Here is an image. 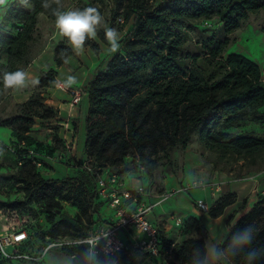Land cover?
Returning a JSON list of instances; mask_svg holds the SVG:
<instances>
[{"label":"trees","instance_id":"trees-1","mask_svg":"<svg viewBox=\"0 0 264 264\" xmlns=\"http://www.w3.org/2000/svg\"><path fill=\"white\" fill-rule=\"evenodd\" d=\"M112 2L114 22L121 17V25L130 22V27L122 36L119 52L103 70H97L83 91L89 108L81 171L89 188L82 182L77 186L83 190L80 195L73 190L61 195L68 181L47 180L39 175L34 163H38L35 153L40 144L29 133L36 119L49 122L58 115L57 109L44 103L41 92H33L16 114L0 119V127L12 132L11 146L18 163L23 160L10 179L24 193L22 200L0 201V208L14 211L33 202L41 203L50 223L43 232L44 238L86 235L106 222L103 218L91 221L99 208L107 207L106 201L97 195V175L106 169L118 175L128 173L127 158L135 159L146 175L152 176L157 156L172 149L184 151L194 133L202 147L218 160L239 159L254 165L264 154V135L229 132L250 120L259 121L264 127V116H260L264 109V67L242 55L225 53L231 44L230 36L250 15L264 10V0ZM30 3V9L9 7L3 16L0 25V56L6 57L3 70L26 69L31 60L29 45L37 16L45 9L41 0ZM85 7L93 6L88 3L80 8ZM212 20L219 24L216 32L201 27L202 22ZM3 22L9 24L11 32L2 31ZM63 53L71 55L66 38L54 48L53 61L57 67L65 64ZM55 73L51 68L43 74L38 89L54 87ZM1 92H4L2 85ZM60 141L64 150L61 138ZM85 163L90 171L83 168ZM235 200L232 193L222 194L209 206L206 215L211 219L220 217ZM72 201L85 216V227L81 225V216L70 218L61 213L54 220L62 209L61 202ZM243 209L228 221V234L217 247L218 256L223 253L225 261L219 259L215 264H248L247 254L252 251L256 252L255 264H264V195L258 194L252 205ZM246 228L250 230V241L237 243L234 237ZM203 231L201 218L191 217L186 232L189 237L178 249L163 238L167 246L173 245L170 264H205L204 241L195 236ZM80 251L77 248L67 253ZM15 261L0 256V264Z\"/></svg>","mask_w":264,"mask_h":264},{"label":"rangeland","instance_id":"rangeland-1","mask_svg":"<svg viewBox=\"0 0 264 264\" xmlns=\"http://www.w3.org/2000/svg\"><path fill=\"white\" fill-rule=\"evenodd\" d=\"M88 3H92L93 7L99 9L107 25L116 28L120 32L121 37L127 32L130 22L124 23V25L119 24L118 21L114 22L115 8L112 0H62L64 10L80 8ZM9 7L20 8L21 5L19 0H7V4L3 7V12H6ZM51 16V12L46 9L38 14L35 31L33 32L34 38L29 45L28 59H32L37 55L45 43L46 54L44 55V58L46 59L49 57V54L53 57L54 48L61 37L54 27L55 17L54 19H51ZM200 25L202 28L210 31L214 30L216 32L219 29L217 20L202 22ZM2 26V31L11 32L8 23L3 22ZM100 33L104 36L103 29H100L95 40H89L86 42L85 51L80 56L83 66L86 68L85 70L91 68L99 61H103L106 57V54H95L97 53L96 51L99 50V45L103 48H109L107 41L101 40ZM230 40L231 44L226 49V54L242 55L260 67H264V10L250 15L240 28L230 36ZM96 43H98V45ZM70 59L71 58H69V60ZM81 61H79V63ZM45 73L46 72L43 71H40L39 74L35 72L33 74V79L39 81L40 77ZM24 89L15 90V92L19 94L28 93L27 88L26 92L23 91ZM10 91L11 90L1 92L0 94V118H8L16 114L19 106L22 105L10 100V95L8 94ZM29 91L32 93L41 92L44 103L50 107H53L51 102H56V97L61 93L52 85L45 90H39L38 83L30 85ZM80 104V108L78 107L80 112L77 117V130L74 137L77 155L70 157V155L65 153L62 148V143L60 141L62 129L60 123L62 121L59 119L58 115L56 119L49 122L36 119L35 124L32 126L29 133L34 142L40 144V147H38L35 153V159L39 163V166H37L39 175L47 180H66L69 182L63 185L61 195L66 194L69 190H73L75 194L80 195V192L83 190L77 186L78 184H82V182H84L89 188L86 177L81 171V162L84 160V116L87 107L86 99L84 97ZM260 116H264V109L261 110ZM74 127L75 124L72 123V128ZM1 132L2 131H0V133ZM229 132L233 134L252 133L254 135L262 136L264 135V127L260 125L259 121L250 120L243 126L230 130ZM11 143L12 141L6 145H0V149L3 150L2 155H0V201L22 200L24 198V193L20 189L21 187L15 185L10 179L11 174H15L19 171L23 161L20 159L21 164L18 163L19 160L17 159V156H15ZM125 165L129 170V174L135 176L134 178L140 177L141 183L143 185H148V190L151 195L154 198H158L159 201L166 198L167 194L173 193L168 199L170 201L164 204L165 208H168L167 205L169 203H175V198L178 194H182L186 198L187 203L190 205V209L182 208L176 213H173L171 210L167 213H163V215H161L162 217H160L163 218L161 224L166 226L161 230L162 234L166 240L175 244L176 249H178L189 237L186 233L188 230L189 219L197 213H202L198 210L196 201L190 197V194H197L204 190L206 186L205 182L213 180L212 178L215 179L216 176V179L223 182L220 183V186L222 184L225 186L231 184L233 181H242L243 178L254 176L258 186L255 187L253 191V202L258 194L264 195V154L257 159V162L254 165L239 159L218 160L216 156L202 147L198 141V136L195 133L192 135L188 146L184 151L172 149L166 153L158 155L152 176L146 175L139 163L133 158H127L125 160ZM114 170L118 171L119 169ZM191 176L192 178L195 177V179L190 180ZM241 186H244V184ZM246 188L252 189V185H248ZM231 190L232 189H229V186L224 187V190L220 195L224 193H232ZM232 194L236 196L235 193ZM82 196L83 195L81 194V197ZM247 199L248 196L245 198V201H247ZM165 200L166 199H164V201ZM245 204L246 202L242 203L238 210L244 208ZM61 207L62 209L56 213L54 220L57 219L59 214L64 213L70 218L81 216V225L83 227L87 225L85 222V216L78 209L75 201L68 203L61 202ZM42 208L43 205L36 202L26 206V208L14 211L7 208H0V231L5 230L6 228H8L9 231L12 228L15 230L22 228L29 230L32 238L30 243H27L26 247L34 251L35 248L45 244L43 232L50 227V223L48 222L45 213H43ZM171 214H173V219L171 218ZM105 216V209L99 208L98 212L91 216V221L94 222L99 218H105ZM176 218L182 222L181 225H175L174 222ZM205 224H207V221H205ZM208 227L207 224L206 231L195 234L196 238H204L206 240L211 239L212 242L216 241L219 236H214L212 229ZM208 245L210 246V244ZM209 252L210 258L208 259V263H210L211 258L215 257L210 249ZM70 256L71 255L66 251L63 252L54 249L38 262L15 261L13 264H83V258L80 253H76L74 258H71ZM221 260L225 261L223 256L221 257ZM114 261H116L115 264H151L146 257L137 258L136 256L133 258L127 257L124 254L118 256L116 260L114 258L100 259L99 264H114Z\"/></svg>","mask_w":264,"mask_h":264},{"label":"built area","instance_id":"built-area-1","mask_svg":"<svg viewBox=\"0 0 264 264\" xmlns=\"http://www.w3.org/2000/svg\"><path fill=\"white\" fill-rule=\"evenodd\" d=\"M118 23L123 24V19L118 18ZM68 94L67 101V119L62 128L64 135L61 137L64 144V151L70 157H73L74 145V129L70 121V114L81 102L82 91L76 88L61 90ZM32 154V151H29ZM39 166V163H34ZM88 164H84L83 168H87ZM89 171L91 169L87 168ZM99 170H94L98 172ZM140 181V177H137ZM96 191L98 197L106 201L107 207L112 211L113 217L102 223L98 227H93L88 234L73 237L69 235L44 238L45 244L38 248H27L32 238L29 230L24 228L10 231L6 228L0 231V256L5 260L38 262L51 250L58 249L61 251H69L80 248L85 255V264H99V260L103 258L116 259L121 254L127 257H135L141 255L146 257L151 264H170L173 261L172 252L173 245L167 246L163 241V236L157 226L149 219L155 206L158 203H149L145 196L147 195L146 186L141 182L135 188H125L121 182L119 175L102 170L97 175ZM173 193L166 195L169 199ZM198 210L206 213L209 205L202 201H196ZM172 219L174 218L171 215ZM175 225L179 226L182 222L176 218ZM32 245V244H31ZM76 253L71 254V258Z\"/></svg>","mask_w":264,"mask_h":264},{"label":"crops","instance_id":"crops-1","mask_svg":"<svg viewBox=\"0 0 264 264\" xmlns=\"http://www.w3.org/2000/svg\"><path fill=\"white\" fill-rule=\"evenodd\" d=\"M4 14H5V11L3 12V8H0V25L2 23V19H3ZM61 40H62V37L60 38L59 42ZM96 44L98 45V43H96ZM45 45H46V43L43 44V47L40 50V52L30 60L28 66L25 69L26 71H28L30 73L31 78L33 79V74L35 72L37 74H39L40 71L47 72L49 69L53 68L56 71V73H55V79L56 80L58 78L63 79L68 75L75 76L77 78V82L72 87L79 88L82 92L85 90V88L90 83V81L94 78L97 70H103L105 68L106 64L108 63V61L110 60V58L119 52L118 51L116 53H112L108 50L109 48H107V47L103 48L99 45L98 46L99 50H97L96 51L97 53H95V54L96 55L99 53H100V55L106 54L105 59L103 61H99L98 63H95L91 68H88L87 70H85L86 68L83 66V63L80 59L81 54L77 55L72 50H71V55L69 56V58H71L69 60V63L68 64L65 63L64 65L57 67L53 61V57L51 54H49L48 55L49 57H47L46 59L44 58V55L46 54V46ZM79 61H81L80 62L81 64L79 63ZM5 64H6V57L0 56V72L3 70ZM78 84H79V86H78ZM56 90L59 91L58 89H56ZM23 91L26 92V88ZM27 92L28 93L19 94V93H16L15 90H11L8 94L10 95V100L12 102L23 104L29 99V97L32 94V92L29 91V87H27ZM83 97L86 99V104H87L86 113L84 116V118H85L84 121H85L86 117H87L88 108H89V101H88L87 95L82 93L81 102L83 100ZM68 98H69L68 94H66L65 92H61L56 97V102H54V101L51 102L52 106L55 109H57L59 112L58 116H59V119H61V121H62L60 123V125H61L60 127H62V125L65 124L66 119H67V114H68L67 101H68ZM80 103L77 105V107L74 109V111L71 112V114H70V121L75 124V127L73 128L74 129V134L72 135L73 138L75 137V133L77 130V117H78V113L80 112V109H79L81 106ZM0 119L2 120L5 118H0ZM84 126H85V124H84ZM0 131H2L0 133V145H6V144L10 143L11 141H13L12 132L10 129L0 127ZM63 131L64 130L62 128L60 138L64 135ZM85 139H86V136H85ZM84 145H85V141H84ZM73 155H77V150H76L75 144L73 145ZM132 176L133 175L132 174L130 175L129 172L126 174L119 175V178H120L121 182L123 183V185L125 186V188H128V189L135 188L136 186H138L140 184L141 180L139 181L137 179V177L134 178L135 176H133V177ZM216 178L217 177L215 176V179L212 178L213 180H210L209 182H205L206 186H205L204 190H202V191L199 190L200 192H198L197 194H190V197L193 198L194 201L202 200V201L206 202L209 206H211L221 196L220 194L223 192L224 187L229 186V189H232L231 190L232 193H235L237 196L235 202L231 206L227 207L223 211V214L218 218L211 219L206 215V213H199V214L197 213L198 215L196 214L193 216V217L201 218L202 223L204 225V231H206L207 224H208V226H209L208 228L212 229L213 235L219 236L217 238V240L214 242H212L211 239L206 240L203 238V241L205 244V249H206L205 261H204L205 264H215V263H217V261L219 259H221L222 256L224 257L223 253L220 254L222 256H220V255L218 256L217 247L223 242V240L225 239V237L228 234V221L230 220L231 216L236 211H238V209L242 205V203L246 202L243 210H246L248 207H250L252 205L253 200H254L253 191H254V188L258 186V184H256V180L254 179V176H249V177L243 178L242 181H233L231 184H228L225 186L223 184H222L223 186L222 185L220 186V183H223V182H220ZM193 179H195V177L192 178V176H191L190 180H193ZM243 184H244V186H241ZM248 185H252V189L246 188V186H248ZM145 186L147 189V195L145 196L146 200L149 203H154V204L158 203V205L155 206V208H154L152 214L150 215L149 219L155 226H157L159 228V230L162 234L161 230H163V228L166 226L164 224H161V221L163 219V218H160V217H162L161 215H163V213H167L168 211H171V210L173 213H176L179 209H182V208L190 209V205L187 203L186 198L182 194H178V195H176L175 203H169L167 205L168 208H165L164 204L168 203L170 200L167 199L165 201H159L158 198H154L151 195V193L148 190V185H145ZM226 189H228V188H226ZM247 196H248V199H247V201H245V198ZM104 209H105V215L106 216L103 219L104 220H110L113 217L112 211L108 207H106ZM239 213H237V215ZM171 215H173V214H171ZM205 221H207V224H205ZM162 236H163V234H162ZM163 238H164V236H163ZM208 244H210V246ZM209 249L215 255L214 258L210 259V263H208V259L210 258ZM80 255L83 258V264H85L86 263L85 255L82 253H80ZM142 257H144V256L137 255V258H142ZM115 263H116V261H114V264Z\"/></svg>","mask_w":264,"mask_h":264},{"label":"clouds","instance_id":"clouds-1","mask_svg":"<svg viewBox=\"0 0 264 264\" xmlns=\"http://www.w3.org/2000/svg\"><path fill=\"white\" fill-rule=\"evenodd\" d=\"M19 3L24 8H31L30 0H19ZM7 4V0H0V8ZM41 6L49 10L51 15L55 17L54 27L62 38H66L71 50L80 55L85 51L86 42L95 40L100 29L104 31V38L109 46V51L116 53L121 47L120 32L109 27L98 8L85 7L73 8L64 10L62 0H41ZM65 63H68L69 57L66 53L62 54ZM77 82V78L73 75H68L63 79L53 81V84L61 89L67 90ZM38 81L31 78L30 73L25 69H17L15 71L3 70L0 72V85L4 92L8 90H21L35 85ZM3 150L0 149V155ZM251 235L248 228L243 232L236 234L234 240L237 243H247L250 241ZM256 252L252 251L247 254L248 264H255Z\"/></svg>","mask_w":264,"mask_h":264}]
</instances>
